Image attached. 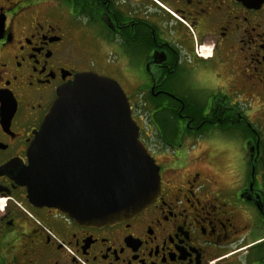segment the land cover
Here are the masks:
<instances>
[{
	"label": "flooded vegetation",
	"instance_id": "obj_1",
	"mask_svg": "<svg viewBox=\"0 0 264 264\" xmlns=\"http://www.w3.org/2000/svg\"><path fill=\"white\" fill-rule=\"evenodd\" d=\"M84 72L134 90L160 168L157 199L113 226L21 180ZM0 264H264V0H0Z\"/></svg>",
	"mask_w": 264,
	"mask_h": 264
},
{
	"label": "water",
	"instance_id": "obj_2",
	"mask_svg": "<svg viewBox=\"0 0 264 264\" xmlns=\"http://www.w3.org/2000/svg\"><path fill=\"white\" fill-rule=\"evenodd\" d=\"M21 175L37 204L87 227L113 226L145 211L161 190L160 168L121 85L84 72L61 88Z\"/></svg>",
	"mask_w": 264,
	"mask_h": 264
},
{
	"label": "rangeland",
	"instance_id": "obj_3",
	"mask_svg": "<svg viewBox=\"0 0 264 264\" xmlns=\"http://www.w3.org/2000/svg\"><path fill=\"white\" fill-rule=\"evenodd\" d=\"M104 73H106L105 71H103ZM112 73V76L115 77V73L114 72H111ZM120 79L122 77V75H117ZM119 80V79H118ZM121 82V80H119ZM123 90L125 91V93H127L129 96L132 97V95L134 94V90L128 88V87H125L123 86ZM137 116L139 117V121L137 122L138 126L140 127V130H145L147 128V120L145 119V117L143 116V113H138L137 112Z\"/></svg>",
	"mask_w": 264,
	"mask_h": 264
},
{
	"label": "trees",
	"instance_id": "obj_4",
	"mask_svg": "<svg viewBox=\"0 0 264 264\" xmlns=\"http://www.w3.org/2000/svg\"><path fill=\"white\" fill-rule=\"evenodd\" d=\"M172 123V124H171ZM155 124H157V127H161V128H164L166 126H169L170 124L175 127V124H173V122H170V121H155Z\"/></svg>",
	"mask_w": 264,
	"mask_h": 264
}]
</instances>
